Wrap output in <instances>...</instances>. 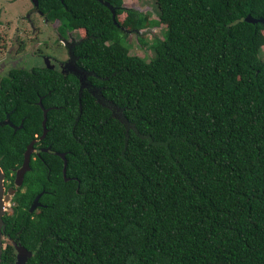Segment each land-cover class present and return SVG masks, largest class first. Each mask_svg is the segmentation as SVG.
<instances>
[{
	"label": "trees",
	"instance_id": "trees-1",
	"mask_svg": "<svg viewBox=\"0 0 264 264\" xmlns=\"http://www.w3.org/2000/svg\"><path fill=\"white\" fill-rule=\"evenodd\" d=\"M103 1L116 23L97 0H37L83 31L73 50L99 92L45 67L0 81L4 185L41 134L38 99L47 109L46 151L9 197L29 215L43 190L21 228L38 264H264V25L245 20L264 18V0H153L156 21ZM153 24L152 56L128 54L119 26Z\"/></svg>",
	"mask_w": 264,
	"mask_h": 264
},
{
	"label": "flooded vegetation",
	"instance_id": "flooded-vegetation-1",
	"mask_svg": "<svg viewBox=\"0 0 264 264\" xmlns=\"http://www.w3.org/2000/svg\"><path fill=\"white\" fill-rule=\"evenodd\" d=\"M33 9L36 14L39 15L40 20L37 22V24H34L30 21L28 22V25L25 27V29L28 30V38L37 42L39 39H44L45 35L47 37L46 39L50 37H57L60 46L64 50V57H62V53L56 56L48 53L46 55H40L42 65L38 67L54 69L63 77L67 75H72L76 78L78 87L79 79L82 78V82L84 83V89H86L92 95H95L97 92H99V89L92 85L88 80V76L93 75V73L91 71L83 69L78 64L79 56L75 54L73 50L75 44L81 41L84 38V35L80 34L79 32H74L78 29L69 30L67 28H64L59 19L49 20L42 11L37 9V7H33ZM43 25H45L46 27H41ZM119 29L121 33L125 31L124 28L121 26H119ZM19 55H21V52L16 53L14 55L9 54V59L7 62H5V60L0 61V81L2 80V78L9 75L11 68H23L22 66L17 65L16 60L19 58ZM4 64L7 65V68L4 67ZM33 67L36 66H31L29 68L24 69H30ZM41 151L43 152V150H40V148H34V150L30 154V158L33 159L34 157L38 156L39 152ZM4 182L7 183V185H4L5 189L12 187V191H14L15 187H20V185L22 184L21 182L20 185L15 186L13 180L11 185H8L9 181L4 180ZM20 190H22V188H20ZM31 201L28 207L26 208L27 212L30 213L29 215L24 214V208H20L12 200L9 201L11 202V207H8L11 213H8L7 211L3 213L1 226V246L3 248H6L8 252V261L6 262V264H29L31 260H34L36 264H38L39 262L34 256L38 242L36 237L33 234H30L31 232L21 231L22 223L24 222V220L26 218H34L32 212L42 205L38 201L39 204L33 210L29 211L28 209L31 204Z\"/></svg>",
	"mask_w": 264,
	"mask_h": 264
},
{
	"label": "rangeland",
	"instance_id": "rangeland-1",
	"mask_svg": "<svg viewBox=\"0 0 264 264\" xmlns=\"http://www.w3.org/2000/svg\"><path fill=\"white\" fill-rule=\"evenodd\" d=\"M123 6L146 14L150 21H156L157 19V9L153 0H125L123 1ZM117 18L121 22L124 18V13L118 14ZM39 20L40 17L34 11L30 0H0V61L5 60L7 62L9 54L14 55L21 52V55L16 60L17 65L23 68H29L31 66L38 67L42 65L40 55H46L47 53L55 56L60 53L63 55L64 50L60 46L57 37L46 39L47 37L45 35L44 39H39L37 42L28 38V30L25 29L28 22L37 24ZM41 27L44 28L46 26L43 25ZM74 32L83 34L81 29ZM163 32L164 27L161 24H153L152 26H145L137 31L125 30L120 40H122L128 54L136 55L147 60L153 54L151 42L156 38L161 39ZM259 55L261 58L264 57V46L261 47ZM4 67L7 68V65L4 64ZM114 115L120 121H123L117 111L114 112ZM7 189L4 190V193L6 195L8 193L9 197L11 192H8ZM9 201V199L6 200L4 212L11 213L8 208L11 207V202Z\"/></svg>",
	"mask_w": 264,
	"mask_h": 264
},
{
	"label": "water",
	"instance_id": "water-1",
	"mask_svg": "<svg viewBox=\"0 0 264 264\" xmlns=\"http://www.w3.org/2000/svg\"><path fill=\"white\" fill-rule=\"evenodd\" d=\"M33 7H37V0H30ZM98 2L102 3L104 6H106L110 13H111V18H112V22L113 23H116L115 20H114V8L108 4V2L106 1H103V0H97ZM246 21H249L251 23H261L262 25H264V18H252V17H249L247 16L245 18ZM50 67V66H49ZM84 86V83L82 82V78L79 79V87H78V95H79V92L80 90L83 88ZM37 105L39 106V108L41 109V115H42V118H41V134L37 137V139H41L43 138V136L45 135L46 133V128H45V120H46V112H47V109L44 108L41 103H40V99H38L37 101ZM0 124H9V121L7 119H4L3 121H0ZM36 138H33L31 139L27 145L25 146V149L22 153V161L19 165V167H17L15 170H14V178H13V183L15 186H18L21 184L22 182V178H23V175L24 173L29 170V159H30V154L31 152L34 150V143L36 142L37 140ZM43 151H46V149H42ZM55 154L57 156H59L62 160V168H61V173H62V177L64 180H66L67 178L65 177V164H66V161H65V158H64V154L62 152H55ZM3 172L0 168V237H1V226H2V216H3V213H4V206H5V203H6V200L9 199L10 195L12 194V188H10V190L7 189V191L11 192V194L9 195L8 197V193L7 195L4 193V184H3ZM43 193V190H41L40 192H38L33 198H32V201H31V204L29 206V211L33 210L39 203H38V198L39 196Z\"/></svg>",
	"mask_w": 264,
	"mask_h": 264
}]
</instances>
